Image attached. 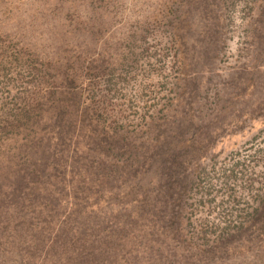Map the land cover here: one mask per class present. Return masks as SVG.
I'll return each mask as SVG.
<instances>
[{
    "label": "rangeland",
    "instance_id": "rangeland-1",
    "mask_svg": "<svg viewBox=\"0 0 264 264\" xmlns=\"http://www.w3.org/2000/svg\"><path fill=\"white\" fill-rule=\"evenodd\" d=\"M0 29L29 54L0 123L30 125L0 135V264H264V0H0Z\"/></svg>",
    "mask_w": 264,
    "mask_h": 264
},
{
    "label": "trees",
    "instance_id": "trees-1",
    "mask_svg": "<svg viewBox=\"0 0 264 264\" xmlns=\"http://www.w3.org/2000/svg\"><path fill=\"white\" fill-rule=\"evenodd\" d=\"M9 48L10 50L8 51ZM24 50H25V47H23V45L16 38L15 35L13 36L6 35L0 29V75L4 73L6 70L11 69V68L7 69L6 67L7 63H17L27 58L29 54L27 51H24ZM84 105H82V111L76 113L75 117L77 116V114H78V118L88 116V113L92 110V104L89 102V103H85ZM68 110H71V109H68ZM78 123H81V122H78ZM29 128H30V125L28 124H19L15 122L0 123V135L1 136H5L6 134H10V132H12V134H10L11 136L10 135L5 136V138H7V140L10 141V145L6 148L7 150L6 152L11 153V152L16 151L19 148L18 146L14 147L11 145L13 144L19 145L20 143H23L27 138V132ZM59 129H60L59 131L60 136L64 134L66 135L68 130L71 129L70 135H71V138L72 137L75 138V144H76L75 148L73 149L74 154L78 155L79 153H84L85 151H86L85 153L87 154H92L94 152L98 153L99 147L97 146L104 144L103 139L106 134L104 127H101L99 130H97V132H95L96 129H91L90 125L80 126V125H76V122H75L74 124L71 123L67 126H59ZM83 129H85L88 132V134H84V133L82 134ZM74 132H76L75 136H73ZM57 138H60V137H57ZM190 142L191 141L189 140L182 141V142H179L177 146L189 147L191 145ZM77 144H79L80 146ZM0 146H3V145L0 144ZM4 149L0 152H2V154H5V155L9 154V153L6 154ZM101 154L103 155V153ZM157 168L159 169L160 167L158 166ZM239 228H242V226H240Z\"/></svg>",
    "mask_w": 264,
    "mask_h": 264
}]
</instances>
